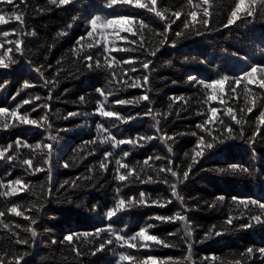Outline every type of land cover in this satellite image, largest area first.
<instances>
[{
	"label": "trees",
	"instance_id": "obj_1",
	"mask_svg": "<svg viewBox=\"0 0 264 264\" xmlns=\"http://www.w3.org/2000/svg\"><path fill=\"white\" fill-rule=\"evenodd\" d=\"M141 2L148 3L149 0ZM236 2L208 0L204 4V0H157L156 11L163 14V19L145 9L119 6L108 9L107 0H73L65 6L54 5L51 0H24L16 9L0 4L6 16L16 11L23 17V25L10 22L0 26V43L5 39L15 41L17 35L12 34L13 30L23 40V55L14 54L12 58L17 62L9 68L0 67V107L11 111L24 99L39 96V100L23 105L18 111L37 120L47 116L41 121L44 127L17 124L8 129L2 124L12 123L11 118H0V147L13 144L8 153L13 155V160H0V181L3 182L0 192L9 190L10 180L23 179L28 185L26 191L16 196H0V211L5 212V216L0 217V258L5 264L21 254L24 255L21 264H127L118 261L120 252L133 255L138 264L147 256L158 261L171 258L173 264H237V261L239 264H264V257L258 253L252 257L242 256L249 247L254 253L264 247V224L250 229L240 227L252 215L264 213L252 206L244 210L231 200L236 196L264 202V125L258 120L264 111V90L247 85L244 80L239 85L234 84V80L240 79L252 65L264 64V0H256L254 17L225 27ZM191 11L198 12L197 22L195 27L190 24L186 29L184 24L190 21L188 13ZM205 11L208 12L207 26L203 23ZM175 12H181V16L173 23ZM113 13L134 15L132 27L136 35L121 32L120 35L127 39L119 40L112 29L98 30L94 34L92 39L107 34L106 43L110 49H126L108 54V59L115 57L110 70L104 66L103 44L88 48L91 40L86 32L95 16L103 20ZM168 25L170 27L166 28ZM5 31L9 32L6 38L3 36ZM152 51H156L154 57L149 55ZM87 56L93 58L92 69L86 67ZM97 59L102 65L99 68L94 63ZM129 60L136 63L131 66L124 63ZM147 60L152 63L143 89L120 83L123 79L131 84L137 77L143 83L145 72L140 62ZM130 67L139 71H128L124 75ZM36 68H40V73L35 71ZM193 76L204 84L227 76L229 79L222 94L225 103L221 105L219 99L209 101L211 89L190 82L189 77ZM46 81L50 83L46 84ZM25 83L31 86L25 89ZM233 87L235 93L231 91ZM97 89H103L106 95L109 91L113 94L108 95L105 102ZM145 92L148 101L139 99ZM217 95L220 97L221 93ZM13 96H16L15 100ZM117 100L133 103L120 105L115 103ZM99 102L105 103L106 110L116 111L125 119L136 118L122 123L101 117L95 114ZM253 103L256 107L251 113L247 112ZM37 105L42 107L32 111ZM45 105L47 107H43ZM211 107L221 108L218 116L224 121L223 125H214L216 139L197 128L207 119ZM229 107L235 110L240 124L225 115ZM149 109L151 115H145ZM72 112L80 115L65 119ZM100 125L116 140L139 136L157 138L143 147L125 144L113 148L111 143L100 142L109 135L100 129ZM229 126L233 128L234 138H226L223 134ZM257 128L259 135L253 137ZM200 135H204L205 145L213 143L214 146L210 150L205 148L203 158H197L198 163H193L194 150H199ZM50 136H55V141H51ZM161 136L174 139H161ZM17 139L22 145L19 151L15 146ZM49 142L53 144L51 158L43 149ZM25 143L31 147H23ZM37 144L41 148L37 149ZM124 151L130 152L127 158H123ZM105 152L112 153L108 160L104 158ZM148 157L152 160L145 164ZM25 159H32L33 168L45 170L27 173V166L22 163ZM117 159L135 169L141 179L152 176L153 181L141 184L130 177L125 187L115 178ZM169 160L173 161L172 167L178 178L159 171L161 167H168ZM102 162L107 164L106 169L100 167ZM65 164L68 167H64ZM232 164L248 167L250 172L227 171ZM189 165L191 171L184 180L182 173ZM121 172L126 174L124 169ZM172 185L176 188L175 195ZM117 189L125 198L138 197L143 191L150 205L153 200H158L167 206L133 207L108 221L105 214L117 198ZM219 196L225 197L223 202L217 200ZM14 205L23 216L7 211ZM93 208L96 211H92ZM177 212L186 215L185 222L155 219ZM229 214L242 218L234 219L229 226L225 224ZM25 217L35 219L37 223L31 225ZM109 224L113 231H104ZM148 224L154 226L149 233L164 240L168 247L142 249L137 241L138 248L129 249L116 240L117 235L131 237ZM29 229H34L37 235L32 237ZM97 229H101L98 237L83 236L84 232L94 234ZM189 231L191 236L187 235ZM215 231L224 234L216 236ZM72 233H79L80 237L74 244H69L64 237ZM18 240L28 243H18ZM108 240H112V244L96 251ZM188 243L192 245L190 250ZM74 248L79 250L78 255Z\"/></svg>",
	"mask_w": 264,
	"mask_h": 264
},
{
	"label": "snow or ice",
	"instance_id": "obj_2",
	"mask_svg": "<svg viewBox=\"0 0 264 264\" xmlns=\"http://www.w3.org/2000/svg\"><path fill=\"white\" fill-rule=\"evenodd\" d=\"M19 3H24V0H0V4H8V5H12L14 9L18 8ZM51 3L57 6H65V5H69L71 3H73V0H51ZM208 0H204V4H207ZM256 3V0H237V2L234 5V8L231 10L230 16L227 20V24L225 25V27H228L230 25L235 24L237 21H240L242 19H247L250 17H254V15L256 14V9L254 8V5ZM151 5V7H150ZM156 5H157V0H149L148 3H144L141 2V0H107V4H106V8L108 9H113L117 6L119 7H131V8H137V9H145L147 11L153 12L155 13L158 17H160L161 19H163V14L160 12L156 11ZM181 16V12H175L174 13V19H173V23H175V19H179ZM188 16L190 17V21L188 23L184 24V27L187 29L190 24L192 27H195V23L197 22V17H198V12L197 11H191L190 13H188ZM135 21V17L133 16H129V15H121V14H110L109 17H106L102 20V18L100 16H95V18H93L90 21V30H88L86 32V36L91 40V42L87 45L88 48H92V47H101L103 44V51L105 54V65L108 69L112 70L113 69V64L112 61L115 60V57H111V59H108V54L111 51H125L126 49H110L107 47V40H108V36L107 34H104L100 37H96L95 39H92L94 37V34L97 33L98 30H108V29H112L114 30V35L117 39L119 40H126L127 37L125 36H121L120 33L124 32V33H128L131 34L133 36L136 35V33L133 31V23ZM10 22H19L21 25H23V17L22 15L17 14L16 11H12L10 15L4 14V10L0 9V26L9 24ZM203 23L205 26H207L208 24V12L205 11L204 13V19H203ZM141 27H143V22H140ZM170 27V25L166 26ZM118 30V31H117ZM13 35H17V39L15 41L12 40H7L5 39V41L3 43H0V67L2 68H9V66L11 64H15L17 61L15 59H13V55L14 54H19V55H23V50H22V46H23V40L19 37V35L15 32V30H13L12 32ZM198 35L200 33H197ZM176 36H179L180 33H175ZM3 36L6 38L9 36V32L5 31L3 32ZM81 40L84 39L83 37L80 38ZM79 43V40L77 41ZM135 41H133L134 43ZM174 43V42H173ZM140 47L143 49V44L141 43ZM158 50V49H157ZM146 51V50H145ZM150 56L154 57L156 55V51H152L151 53H149ZM7 61V62H6ZM85 63H86V67L89 69L93 68V58L91 56H87L85 57ZM95 67L99 68L102 65L100 64V60L97 59L95 62ZM124 63L131 65H134L136 63V61L134 60H129V61H124ZM152 63L151 60H147V62H143L141 61V68L144 70L145 75L143 76V83H141V80L139 77H137L135 80H133V82L131 84H127V81H124L123 79H121L120 83L125 84L128 87H132V88H136V87H140V88H144L147 85L148 82V75H147V71L149 70V66ZM35 71L37 73H40V68H36ZM131 71V72H137L139 71V69L135 68V67H130L129 69H127L124 73V75H127V72ZM260 74V76H264V64H255L252 65L249 69V71L245 72L243 74V76L240 79H236L234 80V84L239 85L241 83V80H244L247 82V85H256L259 89L264 90V78H260L257 74ZM42 75V73H41ZM112 76L113 79L115 78V71H112ZM131 79V77H130ZM228 77L224 76L220 79H215L212 80L211 83H207L204 84L202 81H199L196 79V77H189L190 82H194V83H200L202 84L203 87H205L206 89H211V95L207 97V99L209 101H218L219 99V103L221 105H223L225 103V101L223 100V91H224V84L226 81H228ZM50 83L48 81L45 82ZM31 85H29L28 83H25L23 85V88H28ZM231 91L233 93H235L236 89L235 87H233L231 89ZM98 94L103 98V101H107L108 95H112L113 93L111 91H109L107 93V95L105 94L103 89H97ZM221 93V96L218 97L217 93ZM16 95H19V92L16 93ZM16 96H13L12 99L15 100ZM40 97L36 96L34 97V99H24L22 101V104H18L16 109L14 110H9V108L7 107H0V118H5V117H10L12 123H8V122H4L2 124V127L4 129H8L9 127L15 126L17 124H24V125H32V126H37V127H44V124L41 123V121H45L47 119V116H42L40 118V120L37 119H32L29 118L28 115H21L19 113V108L22 107L23 105H28L34 102V100H39ZM83 97H81V100L83 101ZM140 100H144V101H148L149 100V96L148 94L145 92V94L139 98ZM174 100H179L182 98H173ZM138 102V101H137ZM116 104H120V105H127V104H132L133 101H126V100H117L115 101ZM42 106L37 105L36 107L32 108V111H37L38 108H40ZM43 107H47L46 105ZM256 107L255 103L252 104L251 107L247 108V112L251 113L253 111V109ZM221 111V108L218 107H211L210 108V112L208 114L207 119L201 123L197 125V128L200 129V131L202 133L207 134L211 139H216V137L213 136V132L216 131V128L214 127V125H216L217 123H219L220 125H223L224 121L222 119H219V112ZM97 115L107 118V119H112L118 122H122V123H127L128 120L131 119H135L136 117L133 116H129L127 119L123 118L118 112L116 111H111V110H106L105 108V103L104 102H99L98 103V107L96 110ZM199 115H202V113H198ZM80 115V113H76V112H72V113H68V115L65 117V119L69 118V117H73V116H77ZM145 115H151V109H149V111L147 113H145ZM225 115L228 116L230 118L231 121H234L237 125L240 124V120L237 119L236 115H235V110L231 107L227 108L225 110ZM259 120V124L260 125H264V111H261L260 116L258 117ZM159 123V121H157V124ZM115 126V125H114ZM100 129L104 132V133H109V130L104 128L103 125L99 126ZM160 130L159 128H157V133L159 134ZM233 133V128L231 126L226 127L224 129V135L226 136V138H234L232 136ZM243 134V130L241 129V135ZM192 135H196L195 132L192 133ZM256 135H259V128H257L256 132L253 133V137H255ZM156 136H139L137 138H129V139H120V140H116V138L114 136H112L110 133L109 135L105 136L103 140H101V143H111L113 148L119 147L120 145H132V146H139V147H143L145 143L156 139ZM161 139H168V140H173L174 137H164L161 136ZM56 137L55 136H50V140L51 141H55ZM92 143H95V141H93ZM15 146H16V151H19L21 148V141L19 139H17L15 141ZM213 143H207L205 145V137L204 135H200L198 138V144H197V148L199 150H194V155L192 157V162L193 163H198V159L197 158H203V156L205 155V148L207 149H212L213 148ZM23 147H31L29 145H27L26 143L23 145ZM37 149L41 148V145L37 144L35 146ZM13 149V144L9 143L6 147H0V160H4L5 158L8 161H12L13 160V155H8V153ZM43 149L46 150V155L51 158L52 154H53V144L51 142L45 144L43 146ZM169 151H171V149H169ZM112 155L111 152H105L104 153V158L105 160H108V157H110ZM123 158H127L130 155V152L128 151H124L122 153ZM187 155V153L185 154ZM156 159H160V157H156ZM152 160V157H148L147 160L144 161L145 164H148V162ZM23 165L27 166L26 172L30 173V174H34L35 172H40V171H44V168L41 167H36L33 168V161L32 159H25L23 160ZM45 163H48V161L46 160ZM115 164L117 165L116 168V180L121 182V184H123L125 187L128 186V182L130 181V177H134L135 180L139 181V183L144 184V183H149L153 181L152 176H148L146 180L141 179L140 176L136 173L135 169L129 168V165L126 163H122L121 159H117L115 161ZM173 161L169 160L168 161V167L164 168L161 167L159 169L160 172H167L170 173L173 177H177L178 178V173L177 171L173 170ZM64 167H68L67 164L64 165ZM100 167L102 169H106L107 168V164L106 163H101ZM121 169L126 170V174L121 172ZM48 171L50 172V166L48 168ZM191 171V165L188 166V170L184 171L182 173L183 175V179L187 180L189 177V173ZM219 171L223 172L226 171L225 169H220ZM227 171H231V172H243V173H249L250 169L248 167H244L241 166L240 164H232L229 166V168L227 169ZM0 186H3V182L0 181ZM7 187L9 188L8 191H3L0 192V196H3L4 198H9V197H13L16 196L24 191H26L28 189V185L24 182L23 179H14V180H10L8 181V185ZM119 189H117V198L114 200L113 202V206L106 212L105 214V219L108 221H111L114 217H117L119 213L122 212H126L128 210H130L133 207H139V206H159V207H166L167 204H162L160 203L158 200H153L151 202V205L148 202V199H146V194L143 191H140L138 193V197L137 196H130L125 198L124 196L119 195ZM172 192L173 195H175L176 192V188L175 185H172ZM225 199L224 196H219L217 197L218 201L223 202ZM232 203L239 205L242 209L244 210H248L249 206H252L258 210H260L261 213H264V202H262L261 200L258 199H248V198H239L236 196H233L231 198ZM167 203H171V201H168ZM7 211L9 213L15 214L16 216H23L24 214L19 210L18 206H11L7 209ZM92 211H96L95 208L92 209ZM187 210L185 209V212ZM5 216V212L4 211H0V217H4ZM26 219H29L30 224L31 225H35L37 222L35 219L31 218V217H25ZM242 217L241 216H236L233 217L231 214H229L228 218L225 221L226 225L231 226L233 224V220H240ZM155 219L162 221V222H176V221H180V222H185L186 221V215H182L181 213L177 212L175 215L173 216H157L155 217ZM260 224H264V215H252L249 219L247 223L241 224L240 227L241 229H250L255 227L256 225H260ZM5 228L8 227V225H4ZM152 227H154L152 224H148L146 227H141L139 229L138 232H136L133 236L131 237H125V235H117L116 236V240L118 242H122L121 246H126L129 249H137L138 248V244L137 241H139V248L142 249H148L151 247H158V246H164V247H168L169 245L165 244L164 240L159 239L157 236L152 235L149 233V229H151ZM213 228H215V226H213ZM31 236L35 237L37 235L36 231L34 229H29ZM104 231H108V232H112L113 229L111 227V224L108 225V227L106 229H103ZM101 229H97L95 231V233H88V232H84L83 236L84 237H88L89 235H94L95 237H98L100 235ZM224 233L222 231H215V235L216 236H220L223 235ZM187 235L191 236V232L189 231L187 233ZM209 236L211 235V232L208 234ZM80 237L79 233H72V234H68L64 237L65 241H67L69 244H74L75 240H78ZM207 238V237H206ZM18 243H23V244H27L28 241L26 240H18ZM112 240H108L105 243H101L99 245V247L96 249V251H102L106 244H112ZM187 247L189 248V250L191 249L192 245L191 243L187 244ZM74 252L78 255L79 254V250L74 248ZM258 253L261 257H264V247L256 249L255 253L253 248L249 247L246 249V252L243 255H246L248 257H252L254 254ZM93 255L95 254V252L92 253ZM24 259V255H18L13 257L12 260L8 261V264H21V261ZM206 260L208 258H205ZM214 259V258H213ZM118 261L119 262H127V264H138V262L136 261V258L133 255L130 254H126L124 252H120L118 255ZM0 264H5V260L3 258H0ZM139 264H173V262L171 261V258H169V260L167 261H158L155 257L153 256H147L146 258H144L143 260L139 261ZM237 264H239V261H237Z\"/></svg>",
	"mask_w": 264,
	"mask_h": 264
}]
</instances>
